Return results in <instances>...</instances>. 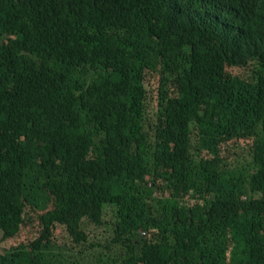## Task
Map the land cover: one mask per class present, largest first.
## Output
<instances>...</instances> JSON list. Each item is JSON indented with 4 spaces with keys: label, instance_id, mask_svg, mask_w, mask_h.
Returning a JSON list of instances; mask_svg holds the SVG:
<instances>
[{
    "label": "trees",
    "instance_id": "obj_1",
    "mask_svg": "<svg viewBox=\"0 0 264 264\" xmlns=\"http://www.w3.org/2000/svg\"><path fill=\"white\" fill-rule=\"evenodd\" d=\"M29 223L0 264H264V0H0V243Z\"/></svg>",
    "mask_w": 264,
    "mask_h": 264
},
{
    "label": "rangeland",
    "instance_id": "obj_2",
    "mask_svg": "<svg viewBox=\"0 0 264 264\" xmlns=\"http://www.w3.org/2000/svg\"><path fill=\"white\" fill-rule=\"evenodd\" d=\"M245 153L246 152H242L241 154H245ZM105 215L106 216L103 215L104 224L101 226H95L94 227V226H91L87 223L84 224L85 233L87 234V237H88V241L86 242V243H88L87 246H89V244H91V243L96 244V245H103L104 242H107V241H109L110 238H112V235H113L112 229H113V222H114V210L113 209L112 210L107 209ZM29 224L30 225H23L21 228L22 229L21 233H19L14 239L0 243V252L3 249H6L13 244L19 243L21 241V239L26 238L27 235H31L34 231L35 225H34V223H29ZM0 236H1V232H0ZM59 240L61 242H64V241H67V238H60ZM59 249L62 250L61 248H59ZM96 249L99 250L100 247L96 248ZM87 251H91V249L87 250ZM61 252L64 255V257L68 256V254L66 252H64V251H61ZM70 252H72V251H70Z\"/></svg>",
    "mask_w": 264,
    "mask_h": 264
}]
</instances>
